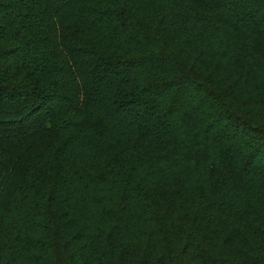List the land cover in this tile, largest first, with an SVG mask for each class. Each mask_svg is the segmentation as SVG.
<instances>
[{
  "label": "trees",
  "instance_id": "16d2710c",
  "mask_svg": "<svg viewBox=\"0 0 264 264\" xmlns=\"http://www.w3.org/2000/svg\"><path fill=\"white\" fill-rule=\"evenodd\" d=\"M0 264H264V0H0Z\"/></svg>",
  "mask_w": 264,
  "mask_h": 264
}]
</instances>
